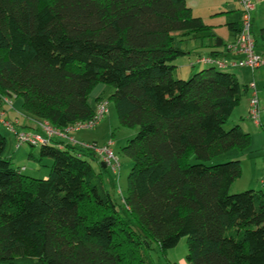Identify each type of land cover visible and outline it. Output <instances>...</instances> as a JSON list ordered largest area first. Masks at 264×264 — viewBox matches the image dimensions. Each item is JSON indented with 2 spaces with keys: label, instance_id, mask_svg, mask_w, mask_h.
Masks as SVG:
<instances>
[{
  "label": "trees",
  "instance_id": "trees-1",
  "mask_svg": "<svg viewBox=\"0 0 264 264\" xmlns=\"http://www.w3.org/2000/svg\"><path fill=\"white\" fill-rule=\"evenodd\" d=\"M228 26L236 37L240 23ZM187 40L219 59L229 43L186 0H0V104L20 98L65 132L94 118L89 96L111 85L121 126L137 128L120 209L86 145L97 141L39 143L52 164L38 178L13 167L0 132V264H155L153 243L176 264L167 253L183 236L193 264H264V190L230 192L241 160L215 162L252 143L226 126L249 86L215 66L176 78Z\"/></svg>",
  "mask_w": 264,
  "mask_h": 264
},
{
  "label": "rangeland",
  "instance_id": "rangeland-1",
  "mask_svg": "<svg viewBox=\"0 0 264 264\" xmlns=\"http://www.w3.org/2000/svg\"><path fill=\"white\" fill-rule=\"evenodd\" d=\"M212 0H187L188 4H195L194 14L202 16L204 21L211 25H216L217 32L220 36H223L225 39L229 37V29L226 24L228 20L231 18L228 14H220L217 16L212 15L209 12V9L204 7ZM253 3L257 6L256 10L252 11L253 16V36L258 43H260V29L264 27V0H252ZM194 2V3H193ZM232 7L233 11L229 13H235L236 17L239 16V7L241 4V0H227ZM262 4L260 8V4ZM194 5V6H195ZM263 7V8H262ZM221 8L214 9V11H221ZM235 16V15H234ZM229 17V18H228ZM233 18V16H232ZM206 44L208 41H204ZM231 42V41H230ZM183 48L188 49L189 53L179 56L175 61L176 71L174 76L176 78L181 79H189L193 74L200 71L203 68H207L210 66H215L220 70L228 71L235 73L241 84H247L250 80L254 81L257 85L258 96H259V108L260 115L259 121L260 124L255 126V120L253 118H246L242 122V127L246 131H251V135L253 138V142L250 145L249 149L245 151V153L240 154L236 150L231 152L229 156H223L215 159V162L228 159H240L242 163V174L234 181L231 186L230 192L237 193L247 189H256V190H264V143L263 146L256 147L254 142H259L264 138V66L262 68H256L252 70L247 67H239V66H220L219 63L216 62H198V58L203 55H208L211 51V47L208 46H199L197 40H187L183 44ZM220 51L226 49V46L217 47ZM258 49V47H257ZM259 51H261V46L259 45ZM200 55V56H199ZM223 58H227L229 60H237L239 57L235 54H232L228 50H225V56ZM194 65V66H193ZM247 69V70H246ZM249 71L248 72H245ZM254 71L255 73H253ZM242 72V75H241ZM100 86H104L101 92V98L107 102L108 113L105 117L99 122V124L94 128H81L74 129L69 132L68 140H71V136H73L78 142L79 140H89V141H97L100 145L107 144L109 140L113 141L112 149L114 150L116 156L119 159L120 167L118 170L114 171L112 166L108 165L106 170L103 171V179L105 181L106 188L110 191L112 197L115 199L118 204V208L120 209L123 193L127 190V179L128 175L132 169L133 161L128 156L124 155L122 152V147L127 143V140L134 137L137 128H127L123 127L120 124L118 113L116 107L112 101H110L108 96L113 92L114 88L111 85H98L89 96V103L96 109L97 106V93H95L97 88ZM251 97V96H250ZM249 95H245L242 100L240 107L233 112L229 121L227 122V127H232L237 122V117L240 116V112L247 109ZM13 102H17V106L20 107L19 118L24 119L23 115L24 111L21 107V99L13 98ZM2 106L8 109V105L2 103ZM9 111L11 109H8ZM250 110V108H249ZM11 116V112L8 113ZM245 114L244 116H246ZM9 116L6 114L4 118H8ZM12 117V116H11ZM1 119V116H0ZM22 125V124H21ZM21 125H15L16 129H22ZM40 131H42V127L38 124H35ZM18 130V129H17ZM32 130V129H30ZM254 130V131H252ZM20 131V130H19ZM29 131V130H27ZM0 132L3 133L7 138V146L5 151V156L12 162L13 167L16 169H20L23 174L30 175L38 178H46L49 174L50 167L52 164L51 158L45 157L40 159V146L38 144L34 148L30 145V143H24L21 149L18 146V140L15 132L6 126L5 124L0 122ZM33 132V131H31ZM54 142V141H53ZM33 151V156L30 155V152ZM93 166L99 170L98 161L95 159H90ZM188 252V237H181L178 244L169 249L167 256L170 261H177L182 258H185ZM149 255L152 261L155 264H169L167 259L164 257L163 253L160 251V248L156 243H153L152 249L149 250ZM176 263V262H175Z\"/></svg>",
  "mask_w": 264,
  "mask_h": 264
},
{
  "label": "built area",
  "instance_id": "built-area-1",
  "mask_svg": "<svg viewBox=\"0 0 264 264\" xmlns=\"http://www.w3.org/2000/svg\"><path fill=\"white\" fill-rule=\"evenodd\" d=\"M242 4V15L240 21V30L237 33L236 37L226 45V51L228 50L232 54L242 55L237 60H229L227 58H213L210 55H203L198 58V62H216L219 63L220 66H239V67H247L252 70L261 67L264 65V54L258 52L256 50V40L253 36V16L252 11L255 9V4L252 0H241ZM249 88L251 90L250 97V110L249 116L255 120L257 124H260L259 115V96L257 85L254 81L249 84ZM6 102L9 100L4 98ZM107 102L105 100L99 101L97 105V110L94 118L80 122L76 126L69 127L65 132L53 128L47 121H38V125L43 128L45 131V135L36 134L27 130H17L15 127V123H18V120L15 122L4 118L5 112L1 113V122L6 124L9 128H11L18 140V146L24 143H30L33 145H38L39 143H46L49 141L50 137L53 135H58L60 137H69L68 132L74 129L81 128H93L99 124V122L105 117L108 113ZM72 141H75L73 137H71ZM113 141L109 140L107 144L94 146L93 144H86L89 147H95L96 151L102 156L103 163L106 166H112L113 170L117 171L120 167V162L118 157L116 156L114 150L112 149ZM264 184V180H263Z\"/></svg>",
  "mask_w": 264,
  "mask_h": 264
},
{
  "label": "crops",
  "instance_id": "crops-1",
  "mask_svg": "<svg viewBox=\"0 0 264 264\" xmlns=\"http://www.w3.org/2000/svg\"><path fill=\"white\" fill-rule=\"evenodd\" d=\"M187 1V0H186ZM263 1V0H262ZM188 3V2H187ZM194 3V2H193ZM262 4L263 3H261L259 6H260V8H261V6H262ZM189 5V4H188ZM195 4H190L189 6H191L192 8H193V11H194V8L196 7V5L194 6ZM204 7H206L207 9H209V12L212 14V15H210V16H217V15H222V14H228V16L229 17H231L229 20H228V22L226 23L227 25L229 24V23H232V22H238V23H240V21H241V4H240V7H239V16H238V18L236 17V14L235 13H229V12H231V11H233V8L232 7H235V6H231V4H229V2H227V0H212L211 2H209V4H207L206 6H205V4H204ZM264 7V6H263ZM262 7V8H263ZM218 8H221L220 10L221 11H214V9H218ZM256 8H257V6L255 5V9L254 10H256ZM235 15V16H234ZM199 16V15H198ZM232 16H233V18H232ZM202 17V16H201ZM228 17V18H229ZM203 18V17H202ZM204 19V18H203ZM239 25V24H238ZM213 26H214V29H215V32L219 35V33L217 32V27H216V25H214L213 24ZM254 27V26H253ZM253 27H252V30H253ZM263 28V27H262ZM228 29L230 30V27L228 26ZM220 36V35H219ZM222 38H223V40H224V43H227V42H230V41H232L233 39H234V33H232L231 31H229V37H228V39H225L223 36H221ZM224 51H225V49H223ZM223 50H221V51H223ZM256 50L258 51V52H260L259 51V49H257V47H256ZM261 53V52H260ZM239 58L242 56V55H237ZM194 66V65H193ZM264 65H262L261 67H259V68H262ZM247 70V69H246ZM245 70V72H248V73H250L249 71H246ZM253 73H255L254 71H252ZM241 75H242V72H241ZM251 83V80L246 84V85H248L249 86V84ZM104 88V86H100V88H97L96 89V91H95V93H97V97H99V96H101V92H102V88ZM250 89V88H249ZM100 90H101V92H100ZM248 95H249V99H248V105H247V109H245L243 112L241 111L240 113V116L239 117H237V122L236 123H239V125H241L242 126V122L241 121H243L244 120V117H246L247 119L248 118H250V116H249V108H250V96H251V90H249V93H248ZM97 97H96V99H97ZM244 99V98H243ZM242 99V100H243ZM3 103V102H2ZM240 107V105L238 106V108ZM2 109H5V107H3L2 106V104H0V112L2 111ZM8 109H11L10 111L8 110ZM8 109L6 108V113H5V116H6V114L9 116L8 118H6V119H9V120H11V121H13V122H15L16 120H18V123H15V125H21L22 126V129H19V128H17L18 130H29V131H33V133H36V134H41V135H45V131L43 130V128H42V131H40V129H38L37 127H36V125L35 124H38L37 122L39 121V120H37L36 118H33V117H31V116H27V115H23V118L24 119H20L19 118V114H21L20 112H19V109H20V107L19 106H17V102H13V107H10V106H8ZM237 109V108H236ZM235 109V110H236ZM9 112H11V116L8 114ZM245 114H247L246 116H244ZM0 122H1V120H0ZM2 123V122H1ZM4 124V123H3ZM6 125V124H5ZM7 126V125H6ZM255 126L257 127L258 126V124L255 122ZM41 127V126H40ZM243 129H244V127H242ZM30 129H32V130H30ZM245 130V129H244ZM246 131V130H245ZM252 131H254V130H252ZM247 132H249L250 134H251V131H247ZM252 136V135H251ZM73 137V136H72ZM77 141V140H76ZM80 142L79 143H89V142H92V141H89V140H83V139H81V140H79ZM78 142V141H77ZM252 142H253V138H252ZM263 143H264V138L262 139V140H260L259 142H254V144L256 145V147H260V146H263ZM252 144V143H251ZM37 146V145H36ZM250 147V146H249ZM22 148V146H20L19 147V149H21ZM249 149V148H248ZM247 149V150H248ZM100 155V154H99ZM99 160H101V161H103V159H102V156L100 155L99 156ZM174 262H176V264H193V263H191V262H188L187 260H186V256H185V258H182L181 260H179V263L177 262V261H174Z\"/></svg>",
  "mask_w": 264,
  "mask_h": 264
},
{
  "label": "water",
  "instance_id": "water-1",
  "mask_svg": "<svg viewBox=\"0 0 264 264\" xmlns=\"http://www.w3.org/2000/svg\"><path fill=\"white\" fill-rule=\"evenodd\" d=\"M104 167H106V164L104 165Z\"/></svg>",
  "mask_w": 264,
  "mask_h": 264
}]
</instances>
